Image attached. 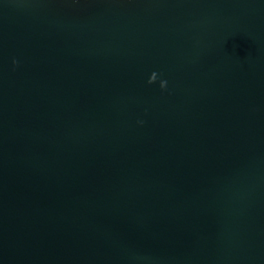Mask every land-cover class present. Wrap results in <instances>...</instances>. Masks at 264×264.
Instances as JSON below:
<instances>
[{"label":"water","instance_id":"1","mask_svg":"<svg viewBox=\"0 0 264 264\" xmlns=\"http://www.w3.org/2000/svg\"><path fill=\"white\" fill-rule=\"evenodd\" d=\"M0 264H264V0H0Z\"/></svg>","mask_w":264,"mask_h":264},{"label":"clouds","instance_id":"2","mask_svg":"<svg viewBox=\"0 0 264 264\" xmlns=\"http://www.w3.org/2000/svg\"><path fill=\"white\" fill-rule=\"evenodd\" d=\"M12 64H13V67L15 68V67L17 66V61H16V60H13V61H12ZM156 82H157V73L153 72V73L150 75V77H149L147 83H148L149 85H151V84H154V83H156ZM159 87H160L161 91L165 90L166 87H167V81H165V80H160V82H159ZM140 123H142V122H140Z\"/></svg>","mask_w":264,"mask_h":264}]
</instances>
